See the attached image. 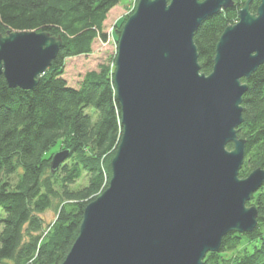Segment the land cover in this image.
Returning a JSON list of instances; mask_svg holds the SVG:
<instances>
[{
	"label": "water",
	"instance_id": "obj_1",
	"mask_svg": "<svg viewBox=\"0 0 264 264\" xmlns=\"http://www.w3.org/2000/svg\"><path fill=\"white\" fill-rule=\"evenodd\" d=\"M246 0L222 33L210 74L195 34L234 0H139L117 46L114 84L123 133L108 187L85 208L61 264H204L232 232H252L248 205L264 169L240 177L243 96L264 64V0ZM63 46L48 32L0 33V76L35 88ZM233 148L229 149L228 144ZM55 155L52 169L63 162Z\"/></svg>",
	"mask_w": 264,
	"mask_h": 264
},
{
	"label": "trees",
	"instance_id": "obj_2",
	"mask_svg": "<svg viewBox=\"0 0 264 264\" xmlns=\"http://www.w3.org/2000/svg\"><path fill=\"white\" fill-rule=\"evenodd\" d=\"M120 1L0 0L1 34L27 30L63 38L35 88L10 87L0 76V264H61L79 235L86 206L108 187L123 133L114 84L117 52L85 73L77 87L64 73L68 58L90 55L97 39L109 40L105 21ZM245 2L234 0L198 28L195 43L206 74L213 70L222 33L237 23ZM260 2H252V12ZM134 11L115 24L118 36ZM243 82L248 90L238 136L246 140V155L240 177L264 169V64ZM58 153L65 158L53 170ZM248 205L258 209L256 228L229 233L204 264H264V184ZM48 210L56 212L50 223L43 217Z\"/></svg>",
	"mask_w": 264,
	"mask_h": 264
},
{
	"label": "rangeland",
	"instance_id": "obj_3",
	"mask_svg": "<svg viewBox=\"0 0 264 264\" xmlns=\"http://www.w3.org/2000/svg\"><path fill=\"white\" fill-rule=\"evenodd\" d=\"M138 2L139 0H121L110 11L105 21V31L109 34V40L103 42L97 39L93 44V52L90 55L71 57L66 60L64 77L70 86L77 87L85 73L91 70H97L101 63L113 58L117 52L116 40L119 37L115 24L117 22L120 24L125 16L134 9L136 10ZM115 34L116 37L114 36ZM55 214V210H48L43 214V217L50 223L54 220Z\"/></svg>",
	"mask_w": 264,
	"mask_h": 264
}]
</instances>
